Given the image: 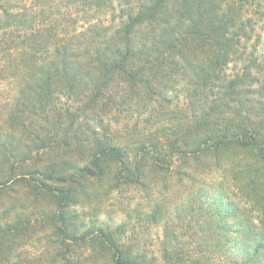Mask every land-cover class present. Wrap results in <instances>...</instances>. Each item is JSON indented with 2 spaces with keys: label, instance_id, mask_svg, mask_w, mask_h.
<instances>
[{
  "label": "trees",
  "instance_id": "obj_1",
  "mask_svg": "<svg viewBox=\"0 0 264 264\" xmlns=\"http://www.w3.org/2000/svg\"><path fill=\"white\" fill-rule=\"evenodd\" d=\"M0 83V264H264V216L230 203L183 233L166 220L156 249L126 223L77 237L66 211L97 184L147 192L154 169L237 148L233 178L264 215V0H0ZM197 172L175 171L184 187ZM18 183L55 208L16 211ZM188 230L198 249L174 247ZM40 234L50 249H16Z\"/></svg>",
  "mask_w": 264,
  "mask_h": 264
},
{
  "label": "rangeland",
  "instance_id": "obj_2",
  "mask_svg": "<svg viewBox=\"0 0 264 264\" xmlns=\"http://www.w3.org/2000/svg\"><path fill=\"white\" fill-rule=\"evenodd\" d=\"M3 84L0 83V96L3 94ZM148 113L144 117H147ZM118 124L112 123L111 128L117 129ZM244 152L239 149H228L220 152L219 154L209 153L206 157H202L198 160L188 159V162L180 160L175 163L176 168L174 171L166 173L165 171H158L156 169L152 175L147 178V184L149 190L147 192L141 186L126 184L122 185L121 188H115L111 183H103V185L97 184V189L89 192V196H83L82 194H76L72 197V202L67 211L70 223H73L74 227L69 231L70 234L80 237L84 231L82 227L83 223L86 222L85 227H91L90 221L97 224L107 223H126L129 231L131 228H136V232L141 238H147L150 249H156L160 246L158 243V237L163 236L164 223L166 220H170L174 223L170 227L171 230H176L178 233L185 232V225L188 224L191 217H198V213L203 214L201 218H206V208L210 207H223L226 210L230 209V204L233 207L239 208V215L243 216L242 213L247 211V216L252 219L255 224H259L260 218L263 215V209L259 205H255L252 198L247 197L241 192L242 182L233 178L234 171L237 170V166L232 167V163L238 160ZM145 160L144 165H147ZM143 165V167H144ZM145 169L147 167L145 166ZM187 169L198 171L197 181L191 184L188 180L183 182L179 181V176L175 173L176 170ZM12 171V170H11ZM13 171H18L17 169ZM50 185L52 184L49 181ZM188 186L192 188L186 189ZM7 188V186H6ZM201 192V199L204 201L203 209H195L184 213V217L180 218L179 214L175 213V210L179 207V204L187 202L188 206L195 204L197 207L201 204L195 202L196 199H192L193 194L196 195L197 191ZM6 191V190H5ZM15 191L19 194L18 203H16V211L22 213L25 211L26 215L30 214L31 209L36 208L38 212L45 209H54V202L52 200H42L37 196L31 195L29 187L25 184L18 183L15 185ZM192 196V197H191ZM208 196L216 198L220 196L218 201L215 203L210 200ZM200 197V196H199ZM71 198V199H72ZM6 199V198H5ZM36 203V204H34ZM56 203V202H55ZM157 204H163L165 214L163 213L159 218V221L152 222L149 217L150 211L153 210V206ZM234 209V208H233ZM240 216V217H241ZM36 217L42 220V217L38 214ZM194 217V218H195ZM189 219V220H188ZM151 220V221H150ZM228 222H232L233 218L229 217ZM184 224V228L178 229V225ZM177 225V227H176ZM237 227L234 228V230ZM195 230V228L193 229ZM192 230H188V235L185 238H181L184 243L176 244V248L179 249H198L196 243H193V237H189ZM45 234H40L30 237H23L16 242V249H28L36 254V249H50L46 245L45 240L39 241L40 237H44ZM144 239V240H145ZM142 240V241H144ZM152 241H154L152 243ZM145 245L142 247L144 248ZM75 249L74 246H71ZM146 247V246H145ZM238 256V254H237ZM240 256V255H239Z\"/></svg>",
  "mask_w": 264,
  "mask_h": 264
}]
</instances>
